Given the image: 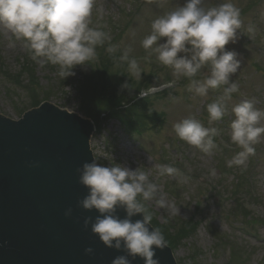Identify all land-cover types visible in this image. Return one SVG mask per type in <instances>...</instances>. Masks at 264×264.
Masks as SVG:
<instances>
[{
  "label": "rangeland",
  "instance_id": "374dc122",
  "mask_svg": "<svg viewBox=\"0 0 264 264\" xmlns=\"http://www.w3.org/2000/svg\"><path fill=\"white\" fill-rule=\"evenodd\" d=\"M221 2L225 0H206V5L215 6ZM232 2L240 8L243 25L237 42L229 43L225 47L239 54L241 68L235 74L238 86L246 94V98L260 101L264 98V0ZM183 3L184 0H95L91 26L101 27L109 32L112 37L110 43L119 46L120 54L124 48L130 46L142 71L141 78L132 76L127 64L124 73L130 74L131 80L136 82L151 75L153 80L157 79L154 83L175 80L179 84L166 95L152 100L153 108L165 113L164 124L159 126L158 131L152 129L135 137H129L123 130L121 121L125 117L119 113L120 102L109 98L106 95L110 94L108 91L106 94L95 91L98 95L97 102L103 103L107 110L111 107L112 113L104 126L99 123L101 132L93 134L91 147L104 166L116 163L133 170L140 167L149 174V179L160 188L158 196H163L168 203L179 209V214H171L168 209L159 207L155 200L148 201L149 208L156 212L161 222L189 216L199 206L206 222L217 228L218 234L209 233L207 226L206 230L200 228L194 239L179 247L174 252L179 264H227L229 251L223 245L215 243L214 236L218 235L231 236L234 239V244L229 249L231 248V252L236 249L247 256L242 255L243 260L245 259L242 264H264V220L260 218L264 217V136L255 152L257 159L251 164L258 165L257 173L252 171L255 174L252 185L257 190V196L252 200H259L261 204L252 206L253 210H250L255 217L228 215L223 210L226 206L232 208L236 205L235 193L244 190L243 179L250 175L249 160L252 156L248 158L247 167L243 171L239 167L227 166V161L241 150L239 148L234 151L229 148L234 144L231 141L230 128L234 116L230 110L232 105L245 97L233 93L231 101L228 102L229 114L222 120L209 124L207 105L223 94V88L210 89L206 97L194 96L188 91L187 78L176 80L171 68L161 65L155 54L149 55L141 46L142 39L150 34L152 21ZM249 25H253L255 31L248 32ZM24 54L26 49L23 42L16 40L10 31L0 25V57L4 60L0 65L6 71L4 73L0 67V112L18 118L22 108H30L28 94L34 90L49 88L50 94L44 95L51 102L71 111L77 110L79 100L74 85L63 86L57 83V69L46 63L41 66L36 62L34 72L31 74V70L28 73V66L21 67ZM90 66H76L73 71L77 77L79 72L89 75L93 73ZM18 71H22L21 76H15ZM208 74V69L204 68L195 78L202 80ZM92 95L94 94L89 96ZM254 105L264 110V103L260 106L259 103ZM114 112H118V116ZM190 115L195 116L205 127H216L219 130L220 134L216 136L218 147L211 155H206L179 139L173 131L175 123ZM261 123L264 124V121ZM159 165H171L179 169V175L160 176L157 167ZM210 169H215V175L211 174ZM249 221L260 224L256 229L250 230L251 234L258 231V239L246 234L245 229H249L246 224ZM193 252L196 254L194 261L191 254Z\"/></svg>",
  "mask_w": 264,
  "mask_h": 264
},
{
  "label": "clouds",
  "instance_id": "9594fccd",
  "mask_svg": "<svg viewBox=\"0 0 264 264\" xmlns=\"http://www.w3.org/2000/svg\"><path fill=\"white\" fill-rule=\"evenodd\" d=\"M94 5L95 0H0V25L23 42L32 60L41 66L45 63L56 66L57 75L65 80L76 74L73 71L76 66L91 65L97 59V47L112 39L101 27L91 26ZM242 25L240 8L232 0L215 6H207L206 0H184L182 5L155 18L150 34L141 41L149 55L155 54L161 65L172 69L176 80L181 77L189 80L188 91L194 96L206 97L210 89L223 88V94L207 105L209 124L229 114L228 102L239 91L232 77L241 68V60L236 51L225 46L237 42ZM247 31H255L254 26L249 25ZM118 47L109 43L106 51L115 57ZM132 52L130 46L124 48L119 61L127 62L131 75L141 78L139 62ZM204 68L209 74L202 80L196 79ZM174 83H155L150 92H162ZM128 85L122 87L129 88ZM146 94L139 92L140 97ZM230 111L234 116L230 124L231 141L241 150L227 161V166L243 171L248 158L255 155V145L264 136L261 123L264 110L255 107L251 100H241ZM173 131L179 139L206 155L218 147L214 137L220 134L219 130L205 127L195 116L175 123ZM157 167L160 176L179 175V169L171 165ZM77 172L79 183L88 189L78 206L99 213L94 221L86 217L84 228L90 225L91 232L103 245L126 253L115 257L112 264H132L137 257L144 264H159L156 249L163 250L167 241L159 229L150 227L152 216L146 202L155 200L171 214H179V209L158 196L160 188L149 179V174L140 167L133 170L116 163L104 166L95 159L85 162ZM210 172L215 175V169ZM117 208L125 211L123 219L117 215ZM71 214L72 209H67L65 216ZM137 214L143 218L133 221ZM85 252L92 254L94 249L88 247Z\"/></svg>",
  "mask_w": 264,
  "mask_h": 264
},
{
  "label": "water",
  "instance_id": "95a60500",
  "mask_svg": "<svg viewBox=\"0 0 264 264\" xmlns=\"http://www.w3.org/2000/svg\"><path fill=\"white\" fill-rule=\"evenodd\" d=\"M4 122L7 125H4ZM91 130H93V127L89 121L76 115L58 111L57 108L48 104L44 105L39 111L38 109L32 111L30 115L18 123L0 117V160L6 165L8 172L5 176L9 181L17 180L18 183H29V186L23 187L24 191L21 189L19 192L12 194L14 198L18 196L23 198L15 206V215L18 222L30 228L31 231H33L34 226L39 230L45 227H57L59 233L66 236V238L74 234V229H78L76 234L86 241H92L89 244L95 250V254L99 255L97 259L100 264H104L103 260L108 257L105 252V245L99 240L98 236L91 232L90 225L88 229L84 228V219L90 216L87 210L78 206V201L88 194V189L79 182L69 184V182H63L59 178H40L43 182L41 183L37 178L38 175L29 174L27 180L20 175L21 170L25 167L40 164L51 165L53 160L61 166H71L76 169L74 173L79 178L77 169L81 168L85 162L94 160L89 145ZM25 133L31 134L32 140L25 138ZM56 143L64 145L71 157H64L60 151L61 147L57 146ZM2 144H17L21 148L11 154H6L4 158L2 154L5 151ZM8 187V184L4 183L2 187L0 186V189L3 192H8L6 191ZM36 187L37 189H35ZM58 199H66L67 209H72L71 216H65V214L56 216L54 210L47 207ZM0 204H2L0 207V212H2L0 214L1 229V226L5 227V220L10 219V215L12 216L13 213L9 201H4L2 192H0ZM19 213H22L23 217ZM117 215L123 219L126 213L123 208H117ZM138 215L132 217V220L142 219ZM10 230L13 232L12 229ZM2 236L6 238L7 234L3 233ZM29 241L30 239L27 238V244H17L9 248L8 252L4 251L2 253L0 249V264H25L29 260H31V264H47L45 259L51 261L52 264H65L66 260L70 261L68 256L61 252L54 256L44 257L43 254L45 255V253H42L38 243L34 241L29 243ZM30 249L36 250L34 255H30ZM6 253L8 256H6ZM116 253L117 256L126 254L122 250L116 251ZM155 258L159 259V264H175L170 250L166 247L163 250L156 249ZM20 259L22 262L17 263ZM139 260H133L132 264H144L143 259L139 258Z\"/></svg>",
  "mask_w": 264,
  "mask_h": 264
},
{
  "label": "bare ground",
  "instance_id": "6f19581e",
  "mask_svg": "<svg viewBox=\"0 0 264 264\" xmlns=\"http://www.w3.org/2000/svg\"><path fill=\"white\" fill-rule=\"evenodd\" d=\"M25 138L32 140V135L29 133H25ZM57 146L61 147L60 151L63 153L64 157H71L69 156L68 151L65 149L64 145L56 143ZM4 154L2 156L5 158L6 154H11L12 152L18 150L21 148L17 144L12 145H3ZM75 170L71 166H61L58 162H55L52 160L51 165L46 164H40L37 166H29L25 167L21 170L20 175L27 180L29 174L38 175V180H40L41 183H43L41 180L43 178L47 179H53V178H59L63 182H69V184H76L79 182V178L75 176ZM8 172L6 165L0 160V186L2 187V184L7 183L8 184V192H2L4 194V201H9L11 206V211L13 215H10V219L5 220V227L1 226L0 229V249L3 253L8 252V249L16 246L17 244L24 245L27 244V238L30 239L29 243L34 241L37 242L39 247L42 250V253L44 257L47 256H54L57 254L64 253L68 256L70 261H65V264H100V261L97 259L99 255L95 254V250L92 254H86L85 249L88 247L93 248L89 242L92 241H86L83 238H80L78 234H76L77 230H73V233L71 236L62 235L59 233V229L57 227L55 228H43L42 230L37 229L35 226L33 227V231H31L30 228L22 225L18 222L16 215H15V206L19 204L20 201H22V197L18 196L17 198L12 197L13 193L19 192L21 189L24 191L23 187L29 186L28 182H20L18 183L17 180L15 181H9L7 177L5 176ZM42 178V179H40ZM37 189V187L35 188ZM5 190V189H4ZM17 202H16V201ZM67 202L66 199H58L55 200V202H52L47 207L54 210V214L56 216H62L66 212ZM2 204H0V207ZM2 214V212H0ZM21 217H23L22 213H19ZM88 215L95 219L99 213L93 209L92 211H88ZM62 220V219H61ZM12 229L13 232L10 230ZM69 232V231H68ZM3 233L7 234V237L4 238L2 235ZM71 237V238H70ZM40 248H38L40 250ZM105 252L108 255L107 258L103 260L104 264H112V260L117 257L116 250L114 248H108L104 246ZM31 250L30 255H34L36 250ZM69 251V252H68ZM71 252V253H70ZM6 256L8 254L6 253ZM140 257H137L135 260H139ZM22 260L18 261L17 263H21ZM45 262L47 264H52L51 261L45 259ZM25 264H31V260H29ZM102 264V263H101Z\"/></svg>",
  "mask_w": 264,
  "mask_h": 264
},
{
  "label": "trees",
  "instance_id": "16d2710c",
  "mask_svg": "<svg viewBox=\"0 0 264 264\" xmlns=\"http://www.w3.org/2000/svg\"><path fill=\"white\" fill-rule=\"evenodd\" d=\"M108 70L104 71V74H101L99 78H92L90 79L85 86H80V89L77 91V98L79 100V108L80 110L85 113L86 115L92 117L97 125L99 123L106 122L109 119L110 114L112 113L111 107L107 110V108L103 107V103H98V95L95 94V91L103 92L105 94L107 85L109 81H113V76L107 74ZM90 94H94L89 96ZM111 98L114 100H118V95L116 90L110 94ZM32 104L36 105L39 103L40 99L42 98L41 92L38 90H34L32 92ZM122 100V99H121ZM102 102V101H100ZM106 106V105H104ZM120 105H118L119 107ZM137 106L127 107L125 110H121L124 108H118L120 114H124L125 119L121 121V123L127 128V132L131 133L133 128L136 125V120L138 119L137 116ZM106 113V116H102V114ZM118 112H114L115 116H118ZM140 124V123H139ZM99 130V128H98ZM180 221V219H179ZM183 225H163L160 227V231L163 233L167 243L171 245V247H176L178 244H181L184 238L191 235L188 229L185 227L184 221H181ZM174 230H171V229Z\"/></svg>",
  "mask_w": 264,
  "mask_h": 264
}]
</instances>
